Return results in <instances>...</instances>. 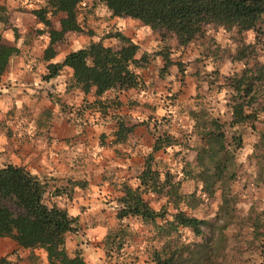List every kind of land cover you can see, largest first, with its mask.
<instances>
[{
    "label": "trees",
    "instance_id": "1",
    "mask_svg": "<svg viewBox=\"0 0 264 264\" xmlns=\"http://www.w3.org/2000/svg\"><path fill=\"white\" fill-rule=\"evenodd\" d=\"M15 8L23 10L25 0H17ZM29 1V0H27ZM88 0H44L31 6V12L37 19L36 32L47 34L48 44L43 49V58L54 56L52 42L65 33L84 32L85 17L81 16ZM112 16H130L140 19L144 24L158 31L161 47L153 51L141 50L140 45L122 30L114 29L95 37L86 30L87 40L75 48L69 49L57 60L45 63V71L40 78L51 80L67 70L70 74L69 85H77L84 92L93 89L95 95L89 105L101 109L91 119L95 123L114 120L116 128L108 144L124 142L137 124L146 126L153 141L143 162L136 173L137 184L127 181L120 183V194L116 200V226L109 227L102 238L105 257L113 259V250H120L128 243L124 233L128 230L127 220L133 218L150 226L152 232L147 246V255L153 264H233L228 260L226 249H219L216 234L230 227L228 220L234 218L231 184L238 172L236 152L242 146L243 132L246 127L256 128L255 121L264 116V71L250 67L235 73L229 82L224 83L227 95L226 104L229 118H221L207 107L195 105L189 107L188 115L193 122L190 128L182 126L175 130L166 126L151 125L153 114L131 120L129 113L118 111L122 100L116 90L134 88L144 90L147 83L141 70L147 67L150 58L160 53L165 68L172 62L170 45L165 43L167 34L173 36L177 44L185 45L205 30L206 25L222 27L235 38V32H243L254 27L264 15V0H98ZM0 5V10L6 9ZM59 28H54L51 16L58 15ZM7 17L4 16V21ZM0 19V81L2 75L13 66V58L20 52L16 31L11 25V36L6 35L3 21ZM41 23V24H40ZM4 29V30H3ZM13 30L15 39L13 41ZM27 37L29 36L26 32ZM116 36L118 46L105 44V37ZM26 37V38H27ZM31 37V36H30ZM28 39V38H27ZM12 41V42H11ZM245 51L237 48L234 60H242ZM180 69L184 62L179 61ZM160 68V70L162 69ZM162 72V70H161ZM67 78V77H66ZM213 81H209L211 84ZM69 86L68 84H66ZM175 91L173 94H176ZM137 99V97L135 98ZM135 101V100H134ZM112 106L114 110L107 111ZM154 123V122H153ZM190 137L195 138L191 139ZM105 143V133L99 135ZM171 149L178 169H165L154 166L155 152ZM195 151L194 159L186 156V151ZM257 156V180L264 183V132L258 131V140L254 144ZM193 179L197 188L183 191L182 182ZM48 180L31 172L26 165L7 162L0 165V236H10L23 247L34 249L42 247L46 251L49 264H88L81 248L76 247L69 253L65 247V233L76 232L80 225L78 216L56 203L45 200L44 194ZM221 189V203L218 213L225 217L211 234L206 235L204 227L212 222L208 217H200L185 209L199 205L204 198ZM60 190L56 187L52 194ZM199 192V193H197ZM165 196L160 207H154L146 194ZM172 209H169V206ZM258 211L254 217H246L252 237L261 247L264 256V218ZM235 222V221H234ZM184 228L200 236V239L187 240L183 236ZM217 232V233H215ZM5 256L0 263H6Z\"/></svg>",
    "mask_w": 264,
    "mask_h": 264
},
{
    "label": "rangeland",
    "instance_id": "2",
    "mask_svg": "<svg viewBox=\"0 0 264 264\" xmlns=\"http://www.w3.org/2000/svg\"><path fill=\"white\" fill-rule=\"evenodd\" d=\"M29 1L30 2H25L26 5L23 6L22 13L18 15L23 24L27 26L26 29H28L29 36L27 37L26 32L22 33L16 31L17 38L15 39L13 30V36L16 42L25 40L37 33L35 27L38 22L36 17L31 14L32 12L30 9L32 3L37 4L38 1L43 2L44 0ZM6 3V0L0 1V5H6ZM17 5L19 4L13 2L14 10ZM14 10L9 11L8 7L0 10V19L2 20L4 16L7 17L4 21L2 20L5 28L15 23V15L17 12ZM58 16L59 14L51 16L54 28H57L55 25H59ZM81 16L82 19L85 17L83 23L84 32L75 33L70 31L65 33L64 36L55 39L52 42V48L55 54L46 60L43 58V50L40 54H37L41 50V46H39V49L34 51L36 54L33 60L34 62L31 65L32 69L29 75L23 77L22 81L13 79V66L2 75L0 81V165L7 162H18V160L14 158L21 157L23 144H25L23 142H16L17 137L13 135L15 131L13 120L16 121V119H13V104L17 107V114L31 113L27 110L23 112V109H27L37 102L41 104L43 101H46V103L48 102L51 105L57 106L58 110H56L55 113L50 111L45 114V116L41 115L40 119L36 121V123H39L38 127H42L43 125H45V127L50 126V121L57 116L63 117L64 119L62 122L64 123L77 122L78 125L80 124L79 121L82 115L78 113V110H70V114L66 113L65 108L71 107L61 99L62 96L60 91L55 90V88L51 86V80L48 83L46 79L40 78L39 73L45 71L46 61L59 59L69 49L83 44L89 37L85 32L86 30L92 31V34L98 37L116 28L127 31L129 36L133 39V37H137L139 30H141L139 26L135 27L134 25L135 21H139V23L146 26L145 28L148 29V34H150L152 30L158 33V31L151 28L150 25L144 24L138 18L128 16L116 19L112 17L108 10L98 2V0H88ZM15 28L18 29V27ZM144 34L139 36V43L144 37ZM3 35V40L7 41L9 37L5 34ZM234 36L235 38L229 37V32L222 27L206 25L205 30L198 36L185 45H179L173 39V36L167 34L164 40H166L165 43H169L170 48L173 47L172 50L170 49L172 62L165 66V68H162L161 66L164 65V61L161 54L155 53L153 55L154 57H151L149 63H147L149 69L147 71H151L152 74L144 88L143 94H141V99L139 100L138 98L137 103L130 104H133L134 107L143 113L140 117H146L149 113L153 114L151 125H161V130L169 126L175 130L177 134L178 129L182 126L186 125L190 128L193 120L188 115L187 110L189 107H194L195 105L207 107V109L211 110L213 113L219 114L221 118H229L230 113L226 101L230 95H227L224 83L226 81L229 82L235 73H240L242 69L245 68L247 70L251 67L252 70L264 71V15L256 22L253 28L243 32H235ZM157 37L160 38L159 33ZM150 40L152 41L147 43L149 50L153 51L161 47L160 44H157V41L153 40V37H151ZM48 42L46 44H48ZM104 43L115 47L120 44V39L116 36L105 37ZM238 47L245 51V56L242 60H234L233 58V54ZM20 50H23L22 46ZM179 61L184 62L183 69H180ZM160 68H162V72ZM147 71L143 70L141 72L144 76H147ZM68 73L67 70H64L62 77L68 80L67 84H71L72 81L68 79ZM31 77H36V79ZM209 81L213 82L209 84ZM73 85L74 84L69 86ZM175 91H177V93L173 94ZM83 104L90 109L87 116L91 119L96 112L98 113L101 110L88 105L89 102H83L82 105ZM169 105L171 107L170 109H172L170 112L167 111ZM43 117H45L47 121L41 124L40 121ZM255 125V129L251 127H246L244 129L242 146L236 152L238 172L235 181L231 184V192L235 196L233 198L235 216L228 220L230 227L225 229L223 234H216L217 242L214 244L219 247V249H226L228 260L233 264H264V256L261 254L262 249L257 240L252 237L249 221L244 219L246 217L256 216L258 211L262 212L261 215L264 218V183L257 180V156L254 150V144L258 140V131L264 132V116L255 121ZM27 127L28 125H26V129H28ZM67 127L69 129V134L73 132L71 135H74V127L70 124H67ZM103 128L106 129L105 143H107L111 133V127L105 123ZM26 129L23 131L28 133ZM59 132L60 131L55 130L53 135L57 136ZM78 132H81V128L77 127V133ZM92 133H96L97 137H99L101 132L93 129ZM138 133L139 129L135 128V130L128 134L127 138H129L131 142L137 137ZM191 139L193 140L195 138L190 137V140ZM98 142H101L99 138ZM68 144H70L71 147H77L79 141H73ZM67 152L68 149L64 148L60 150L57 155L61 157L62 155H66ZM194 155L195 151H186V156L189 159L193 160ZM172 156L173 154L170 148H168L167 151H156L154 166L162 169L166 167H171L172 170L178 169L180 165L174 161ZM47 157H50V161H52L55 156L44 152L38 156V159L42 161ZM120 183V181L116 182V184L119 185ZM128 183L134 185L135 181L133 180ZM195 183L193 179L184 180L182 182L183 191H190L193 189H197L198 191L199 189ZM59 191L58 194H65L67 201L64 197L61 199L56 198L54 203L60 206H68L67 203L71 204L69 195L71 193L70 188H60ZM110 194L111 188L107 185L105 187L101 185V189L98 187L96 192L87 194L90 197L85 199L84 204L90 205V202H98L100 198L106 200V197L109 198ZM146 197L154 207H160L166 200L165 196L155 193H147ZM221 200V189H217L213 195L204 198L196 207L192 209L185 207L190 213L210 219L212 222L210 228L204 227L206 235H210L211 228L216 229V227L222 223L223 219L228 217L225 216L223 212L218 213ZM169 209H172L171 205ZM71 212H74V210L71 209ZM127 221L129 223L128 230L125 231L123 235L125 237V242L128 244L124 245L120 250H113V259L122 264H153L146 250L147 246L151 243L149 239L152 232L150 226L144 225L140 223L139 220L133 218H129ZM116 225L115 223V226ZM259 229L260 231H264L263 227ZM183 230V236L186 237L187 240L200 239V236L193 234L190 229L184 228ZM79 240V245L83 249H90V251L97 249V242L89 244L88 238L80 235L76 239L75 233H70L69 231L65 233L66 249H70L72 244ZM96 241L98 240L96 239Z\"/></svg>",
    "mask_w": 264,
    "mask_h": 264
},
{
    "label": "crops",
    "instance_id": "3",
    "mask_svg": "<svg viewBox=\"0 0 264 264\" xmlns=\"http://www.w3.org/2000/svg\"><path fill=\"white\" fill-rule=\"evenodd\" d=\"M6 2L9 11L14 10L13 2L18 3L17 0H6ZM22 2L24 6L26 5L25 2H27V0ZM15 10L14 11L17 12V14L15 13L16 21L15 23H12V25L17 26V30L22 33L28 32V29H26L27 26L23 24L20 20V16H18L22 13V10H17L16 8ZM112 17L118 19L128 16ZM134 25L135 27L139 26L141 30H139L137 37H133V40L138 42L139 36L145 33L140 43H138L141 50L151 51L149 50L147 43L152 41L150 38L153 37V40L157 41L158 44L160 41V38L157 37L158 33L149 30L150 34H148V29L145 28L146 26L139 23V21H135ZM55 26L57 28L59 27V25ZM4 29L6 36L10 37V35H12L9 31L10 28L4 27ZM123 32L129 35L127 31ZM31 37L18 42V46H22L23 50H20V52L13 58L12 71L13 79L15 80L22 81L24 76L26 77L29 75L36 54L34 51L41 46L40 52L37 53L40 54L49 40L46 33H36L33 36L31 35ZM173 39L175 38L173 37ZM143 70L147 71L149 69L148 67H145L141 71ZM147 72V76H144L141 72L146 83H148L152 74L151 71ZM62 76L63 74H60L53 80L51 79V86L55 88V90L60 91L62 96L61 99L71 107L65 108L66 113L70 114V110L75 111L76 109L78 110V113L82 115V118H80L79 121L80 124L78 125L77 122L70 123L67 121V123H64L62 122L64 118L57 116L50 121V126L45 127V125H43L42 127H38L39 123H36V121L40 119L41 115L45 116V114L50 111L55 113V111L58 110L57 106H54L53 104L51 105L48 102L46 103V101H43L41 104L37 102L35 105H31L27 109H23V112L27 110L31 113L17 114V107L13 104V119H16V121L13 120V127L15 130L13 135L17 137L16 142L25 143L23 144L21 157L14 158L18 160V162L13 161V163L24 164L31 172L48 180V187L44 197L49 203L54 202L56 198L61 199L63 197L67 201L65 194H58L60 191L56 194H52L56 187L61 189L70 188L71 193L69 195L71 204L67 203L68 206L65 205L66 207H63H65L69 213L78 216L80 227L76 232H69L75 233L76 239L79 235L87 237L89 244L97 242V249H94V251L83 249L79 245V240L76 241V243L74 242L70 249H66L69 253H72L73 250L78 247L81 248L83 255L85 254L84 258L88 264H122L119 261L107 259L105 257L102 238L106 234L107 229L116 223L115 196L120 194V185L116 184V182H122L124 180L132 182L134 180V185L137 184L136 173L141 167L140 164L143 162V155L148 151L153 141V137L147 131L145 125L137 124L133 130L137 128L139 129V133L133 141L130 142L129 138H126L124 142L112 145L108 144L114 136L113 131L116 128L115 121L110 119L106 120L109 115L105 113L107 116L103 123L92 122L91 118L87 116L90 109L85 107L84 104L82 105V103H91L92 100H94L95 95L93 89L86 93L77 85L67 86L66 84L68 80ZM31 78L36 79V77ZM49 81L50 80L47 82L49 83ZM143 92L144 90L137 92L134 88L116 90L118 98L122 100V104L118 111L129 113L132 116L130 121L143 118L140 117L143 113L134 107L133 104H130L137 103V99H141L140 97ZM136 97L137 99H135ZM168 108L167 111L170 112L172 110L170 109V105ZM112 110L114 109L110 106L107 111L111 112ZM46 121L47 119L43 117L40 123L43 124ZM105 123L111 127L109 140L107 143L98 142L99 137H97L96 133H92V130L96 129L101 133H105L106 129L103 128ZM67 124L74 127V135H71L73 132L69 134ZM26 125H28V129H26ZM77 127L81 128V132L77 133ZM24 129L28 130V133L23 131ZM55 130L60 131L57 136L53 135ZM73 141H79V145L77 147H71L68 143ZM64 148H67L68 152L66 155L59 157L57 153ZM44 152L55 156L54 159L50 161V157H47L46 159L39 161L38 156ZM101 185L102 187L107 185L111 188L110 197H106V200L100 198L98 202H90V205H85V199L90 197L87 194L96 192L98 187L101 189ZM71 209L74 210V212H71ZM96 239L98 241H96ZM1 256H5L8 261L0 264H49L45 249L42 247H36L34 249L23 247L10 236H0V257Z\"/></svg>",
    "mask_w": 264,
    "mask_h": 264
}]
</instances>
